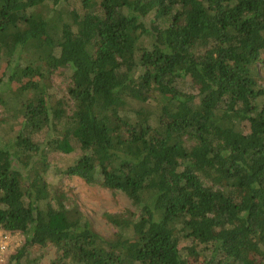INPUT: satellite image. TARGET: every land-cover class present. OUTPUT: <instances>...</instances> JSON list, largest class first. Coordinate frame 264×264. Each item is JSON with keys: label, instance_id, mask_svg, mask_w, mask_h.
I'll return each mask as SVG.
<instances>
[{"label": "trees", "instance_id": "trees-1", "mask_svg": "<svg viewBox=\"0 0 264 264\" xmlns=\"http://www.w3.org/2000/svg\"><path fill=\"white\" fill-rule=\"evenodd\" d=\"M77 178L130 199L109 234ZM0 232V264H264V0H0Z\"/></svg>", "mask_w": 264, "mask_h": 264}, {"label": "rangeland", "instance_id": "rangeland-1", "mask_svg": "<svg viewBox=\"0 0 264 264\" xmlns=\"http://www.w3.org/2000/svg\"><path fill=\"white\" fill-rule=\"evenodd\" d=\"M54 81L60 83L62 78L55 77ZM192 90V88L190 87ZM77 190V200L79 207L83 213L88 215L93 221L94 227L102 234H109L113 229L112 225L105 219L104 213L119 212L124 207L131 206L130 199L121 191H110L108 189L83 183L80 179H75L73 184ZM0 234H3L1 232ZM5 237H0V246L4 249H0V262H3L12 254L13 244L19 243L17 235L11 236L6 234ZM47 256L48 257H51Z\"/></svg>", "mask_w": 264, "mask_h": 264}, {"label": "built area", "instance_id": "built-area-1", "mask_svg": "<svg viewBox=\"0 0 264 264\" xmlns=\"http://www.w3.org/2000/svg\"><path fill=\"white\" fill-rule=\"evenodd\" d=\"M1 233V232H0ZM5 237V236H7L6 234H0V237ZM0 249H4V248H2L1 246H0Z\"/></svg>", "mask_w": 264, "mask_h": 264}]
</instances>
